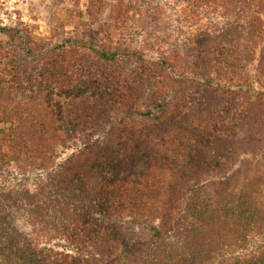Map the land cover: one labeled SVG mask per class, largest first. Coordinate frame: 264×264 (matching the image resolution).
<instances>
[{
	"label": "trees",
	"instance_id": "1",
	"mask_svg": "<svg viewBox=\"0 0 264 264\" xmlns=\"http://www.w3.org/2000/svg\"><path fill=\"white\" fill-rule=\"evenodd\" d=\"M19 1L28 19L0 24V264H136L130 216L159 219L147 264H264V0Z\"/></svg>",
	"mask_w": 264,
	"mask_h": 264
},
{
	"label": "rangeland",
	"instance_id": "2",
	"mask_svg": "<svg viewBox=\"0 0 264 264\" xmlns=\"http://www.w3.org/2000/svg\"><path fill=\"white\" fill-rule=\"evenodd\" d=\"M24 8L23 3L19 0H0V24L10 25L18 16H23L25 19H28L27 15L29 12ZM37 22L41 25V29H39L37 33L42 37L49 38L51 35L48 26H46L47 23L40 19H38ZM66 30L69 31L71 28L68 27ZM115 48L121 52L127 53L118 59L117 65L120 67L131 69L140 63V61L136 60V54L142 52V48L138 44H132L129 47L122 49L118 47ZM251 77L254 89L260 91L262 86L259 84L258 80H256L254 72ZM116 223L119 224V227L125 228L129 233L128 238L131 242V246H133L132 251L129 252V255L131 256L130 259L134 260L136 264H147L151 250L158 242L156 231L158 229L159 219L156 217L145 218L141 216H130L123 220H118L115 224ZM52 244L58 249L69 248V244L63 240H56Z\"/></svg>",
	"mask_w": 264,
	"mask_h": 264
}]
</instances>
